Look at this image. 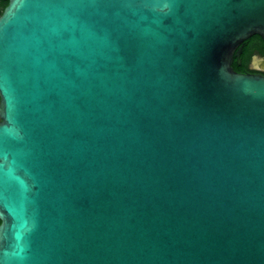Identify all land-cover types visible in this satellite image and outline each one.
<instances>
[{"label": "water", "instance_id": "1", "mask_svg": "<svg viewBox=\"0 0 264 264\" xmlns=\"http://www.w3.org/2000/svg\"><path fill=\"white\" fill-rule=\"evenodd\" d=\"M7 1L0 264H264V0Z\"/></svg>", "mask_w": 264, "mask_h": 264}, {"label": "flooded vegetation", "instance_id": "2", "mask_svg": "<svg viewBox=\"0 0 264 264\" xmlns=\"http://www.w3.org/2000/svg\"><path fill=\"white\" fill-rule=\"evenodd\" d=\"M242 48V56L250 53V61L248 65V70L245 72L246 74H253V75H260L264 77V71L261 69H256L253 63L254 57H258L261 59H264V42L263 40L258 36L255 35L246 41L243 42L241 45ZM242 64V63H241ZM1 102V97H0ZM1 121V119H0Z\"/></svg>", "mask_w": 264, "mask_h": 264}, {"label": "trees", "instance_id": "3", "mask_svg": "<svg viewBox=\"0 0 264 264\" xmlns=\"http://www.w3.org/2000/svg\"><path fill=\"white\" fill-rule=\"evenodd\" d=\"M7 5H8L7 0H0V16L2 15V13H3V11ZM241 59H242V64L239 65L237 62H235L233 67H234L236 72L245 73L248 70V65H249V61H250V53L242 56Z\"/></svg>", "mask_w": 264, "mask_h": 264}]
</instances>
